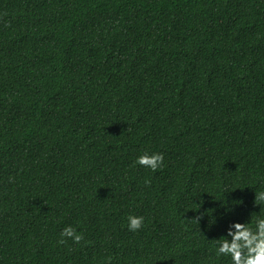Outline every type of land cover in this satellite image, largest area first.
Masks as SVG:
<instances>
[{"label": "trees", "instance_id": "trees-1", "mask_svg": "<svg viewBox=\"0 0 264 264\" xmlns=\"http://www.w3.org/2000/svg\"><path fill=\"white\" fill-rule=\"evenodd\" d=\"M260 191L264 0H0V264H231Z\"/></svg>", "mask_w": 264, "mask_h": 264}, {"label": "clouds", "instance_id": "clouds-1", "mask_svg": "<svg viewBox=\"0 0 264 264\" xmlns=\"http://www.w3.org/2000/svg\"><path fill=\"white\" fill-rule=\"evenodd\" d=\"M164 157L160 153L141 155L135 161L136 164L148 168L155 172L163 164ZM150 184V181H146ZM264 204V191L255 193L254 205L260 206ZM254 213L251 214V217ZM203 216H196L190 220L199 224ZM128 229L129 231H138L144 224V217L129 215ZM254 224V227H253ZM250 223H232L229 225L226 236L213 240L217 245V256L230 257L231 264H264V218L256 217ZM62 239L60 244H64L66 239H71L74 243L80 244L84 240L83 234L78 233L71 226L65 227L61 233ZM230 238V239H229ZM108 264H111L109 258Z\"/></svg>", "mask_w": 264, "mask_h": 264}]
</instances>
